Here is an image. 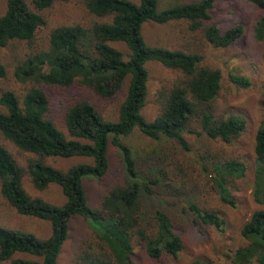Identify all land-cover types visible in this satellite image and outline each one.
I'll use <instances>...</instances> for the list:
<instances>
[{
	"label": "trees",
	"instance_id": "1",
	"mask_svg": "<svg viewBox=\"0 0 264 264\" xmlns=\"http://www.w3.org/2000/svg\"><path fill=\"white\" fill-rule=\"evenodd\" d=\"M58 1L69 0H31L36 10L28 0H7V9L0 15V47L13 41L31 42L46 24L40 11ZM249 1L263 12L254 29L255 38L263 41L264 0ZM86 6L98 19L88 27L64 24L54 28L48 48L16 66V78L32 85L22 96L9 89L0 95V104L5 108L0 109V137L37 156L28 159V172L36 188L56 183L66 197L61 205L32 197L23 185L25 168L0 143L3 196L20 214L47 220L52 228L50 236L41 239L30 231L0 225L1 261L57 264L70 221L77 215L89 222L96 236V247L89 245L79 254L81 264H146L138 262L135 240L148 258L177 256L184 248L182 232L169 214L167 201L153 197L174 195L180 188H200V181L178 177L176 169L183 172V168L177 159L168 156L167 170L164 163L157 171L145 172L143 163L123 138L138 128L152 139L169 138L189 150L184 132L191 131L189 124L195 116L201 119L203 131L210 138L224 142L239 137L246 128V120L240 115H214L222 80L219 68L204 65V55L198 52L151 46L142 33L148 20L160 24L188 20L192 29H203L205 38L215 47H229L241 37L244 28L241 24L221 28L213 20L215 0L179 3L163 10H159L158 0H86ZM112 43H123L129 51L126 53ZM149 61H158L181 74L175 83L159 90L161 109L154 120H148L143 113L149 93ZM6 72L0 58V78ZM127 76L130 81L117 120L105 118L86 98L76 99L66 107L69 136L50 118L51 87L67 91L85 86L100 96L112 97ZM232 79L243 87L251 83L245 76L232 75ZM111 145L120 155L125 180L110 186L98 206L93 207L88 203L84 180L107 174ZM72 156L90 161L63 170L45 160ZM255 156L254 196L264 204V119L256 133ZM202 171L209 174L218 199L235 205L231 183L246 175V164L238 159L208 160ZM183 209L197 226L225 228V219L218 211L200 201L190 200ZM242 235L248 243L236 250L230 264H264V208L251 215ZM19 253L37 258L16 257ZM192 264L217 263L196 260Z\"/></svg>",
	"mask_w": 264,
	"mask_h": 264
},
{
	"label": "rangeland",
	"instance_id": "2",
	"mask_svg": "<svg viewBox=\"0 0 264 264\" xmlns=\"http://www.w3.org/2000/svg\"><path fill=\"white\" fill-rule=\"evenodd\" d=\"M133 1L139 2V0ZM191 1L195 0H158V8L163 10L175 4ZM28 3L35 9L31 0H28ZM6 9L7 0H0V15ZM40 13L44 15L46 24L40 28L31 42L13 41L5 47H0V58L7 70L6 76L0 78V95L9 89L22 96L32 85L30 82H21L16 78V66L37 52L46 50L49 46L50 33L54 28L64 24H81L88 27L98 19L89 12L86 0L58 1ZM262 13L261 8L249 0H215L212 10L213 20L221 28L229 29L238 24L244 28L241 37L226 48L215 47L205 38L203 29H192L188 20H174L165 24L148 20L143 24L142 33L149 45L201 53L204 55V65L221 70V89L214 102V115L215 117L240 115L246 120V128L239 137L231 142H224L221 139L210 138L203 131L201 119L195 116L189 124L191 131L184 132L190 146L189 150L169 138L152 139L138 128L123 138V141L131 146L135 157L143 163L145 172L157 171V167L163 166L164 163H167L165 168L167 170L168 161L165 157L168 156L177 159L180 167L183 168V172L176 169L178 177L189 176L200 181V188H180L174 192V195L165 197L155 194L154 200L161 201L164 198L167 201L169 214L174 217L182 232L184 248L177 256L163 255L153 259L145 255L143 247L135 240L134 250L139 256L137 257L139 263L192 264L198 260L230 264L236 250L248 243L242 235V228L255 211L264 208V204L258 202L254 196L255 138L264 119V40L258 41L255 38L254 29ZM112 44L126 53L129 51L123 43ZM146 67L150 72L149 93L143 113L148 120H154L161 109L159 90L163 86L175 83L181 74L158 61H149ZM232 75L245 76L251 83L248 87L240 86L232 79ZM129 81L130 77L127 76L122 88L112 97L100 96L92 88L85 86H75L67 91L51 87L49 91L52 102L49 116L69 136L65 123L66 107L76 99L86 98L105 118L117 120ZM0 109L5 108L0 104ZM0 143H3L25 168L23 185L32 197H40L57 205L65 202L66 197L59 184L51 183L44 189L34 186L28 172V159L37 157L35 154L21 151L2 137ZM109 159L110 167L106 175L84 180L88 203L93 207L98 206L102 195L110 186L125 180L120 155L113 145L110 147ZM207 159L209 161L238 159L246 164V175L231 183L235 205L221 202L211 188L209 174L202 171L203 165L208 163ZM45 160L63 170L77 163L90 161L89 158L78 156L47 157ZM194 199L218 211L225 219L224 230L214 226L193 224L190 215L183 208L188 201ZM0 225L30 231L41 239L49 237L52 230L49 221L20 214L3 196L1 180ZM95 241L96 236L89 222L80 215L73 217L70 221L68 238L62 246L57 264H81L79 254L85 248L88 249L89 245H95ZM16 257L37 258L21 253L16 254ZM0 264H11V262L0 260Z\"/></svg>",
	"mask_w": 264,
	"mask_h": 264
}]
</instances>
